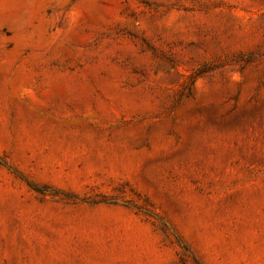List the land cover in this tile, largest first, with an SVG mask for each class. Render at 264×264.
<instances>
[{
    "label": "rangeland",
    "instance_id": "obj_1",
    "mask_svg": "<svg viewBox=\"0 0 264 264\" xmlns=\"http://www.w3.org/2000/svg\"><path fill=\"white\" fill-rule=\"evenodd\" d=\"M0 264H264V0H0Z\"/></svg>",
    "mask_w": 264,
    "mask_h": 264
}]
</instances>
